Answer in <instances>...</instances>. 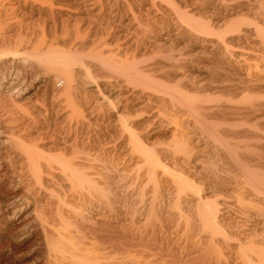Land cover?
I'll return each mask as SVG.
<instances>
[{"label":"bare ground","instance_id":"bare-ground-1","mask_svg":"<svg viewBox=\"0 0 264 264\" xmlns=\"http://www.w3.org/2000/svg\"><path fill=\"white\" fill-rule=\"evenodd\" d=\"M0 66V264H264V0H0Z\"/></svg>","mask_w":264,"mask_h":264},{"label":"rangeland","instance_id":"rangeland-1","mask_svg":"<svg viewBox=\"0 0 264 264\" xmlns=\"http://www.w3.org/2000/svg\"><path fill=\"white\" fill-rule=\"evenodd\" d=\"M176 2H179V0H176ZM111 30V31H110ZM117 30V31H116ZM120 30V31H119ZM108 31H110V32H117V33H122V35H120V39H119V41H118V43H116L115 42V44H113L114 45V47H117L118 45V47H120L121 46V48H120V50L122 49H124V43L126 42V39L128 38L129 39V37H130V35H127L126 34V32H123L124 31V29H123V27L122 26H114V28H111V29H109ZM107 33L108 32H105L104 34H102L101 36H104L105 38H107V40L105 39V41H107V43L109 42H112V41H110V38H111V36L110 37H107L106 35H107ZM120 33V34H121ZM125 34V35H124ZM179 35H181V34H179ZM178 35V38H181V36H179ZM121 36H122V38H121ZM127 37V38H126ZM181 40V39H180ZM74 41V40H73ZM113 45H112V47H113ZM199 47L200 46H197V48H196V46H194V47H192L194 50H195V48H196V50L198 49L199 50ZM239 50H240V48H238ZM123 53H124V51H123ZM195 59V58H194ZM188 60V61H187ZM151 61V60H150ZM189 61H190V63H191V65H193V64H195L194 62H193V57H188V58H186L185 57V59L184 58H182L181 59V63H185V64H190L189 63ZM206 62H208V61H206ZM204 63V64H207V63ZM203 63V62H202ZM78 65H76V67H77ZM194 66V65H193ZM200 65H196V66H194L193 68H194V71H196V72H199V71H202V72H206V69H204V68H208L206 65L204 66V68H202L201 69V67H203V66H201L200 68H197V67H199ZM0 67H2L3 69L5 68L4 66H0ZM196 67V68H195ZM210 67H212L211 65H210ZM112 68V69H111ZM110 69L111 70H109V72H112V73H109L110 74V76L108 77V80L110 81V79H111V83L113 84L114 83V85L117 87L116 88V90L117 91H115V93H119L118 91H119V89H120V87L121 86H123L124 85V87L125 86H127L128 84H130V81H128L127 80V76L125 75V74H127V70H125L126 68H124V67H119L118 69L117 68H114V67H111ZM124 69V70H121V69ZM195 69H197V70H195ZM201 69V70H200ZM1 70V69H0ZM4 70H6V69H4ZM3 70V71H4ZM25 70H26V72L27 73H30V71H31V69H30V67L28 66L27 67V65H26V67H25ZM205 70V71H204ZM207 70H209V69H207ZM7 71V70H6ZM6 71H4V73L6 72ZM77 71H78V73H77ZM81 71V69L79 68L78 69V67L76 68V76L74 77V89H73V91H75V92H73L72 93V95L74 94V96H72L73 98H75L76 100H84V94H86L85 92H89V93H87V94H89V96L90 97H94V98H92V100L94 101V99L97 101V100H99V102L101 101V98H100V95H99V89H97V87H96V84H93L92 82H89V83H92V84H88V82H87V80L88 81H90V79L89 78H87L85 75H83V74H81L82 75V77L80 78V77H78L77 78V76H79V72ZM123 71H125V72H123ZM127 71V72H126ZM81 73V72H80ZM78 74V75H77ZM129 74V73H128ZM30 75H31V73H30ZM2 76V77H1ZM1 76H0V93L2 94V95H4L5 97H7V99H9L10 97H12V98H14V99H17L18 98V93H16L15 95L14 94H10V92H9V90H10V87L8 86V84H7V80L8 81H11L12 79L14 80V76L12 77V76H9V75H6V79L4 78L3 79V75L1 74ZM53 77H46L45 79H47V87L44 89H42L40 92H39V94H34V91L31 93H29V97H30V95H31V99L32 100H37V101H40V102H42L43 100H53L55 97H53L52 95H51V90L52 89H55V90H62L60 93H59V96L58 97H56L55 99H57V100H62V101H64L65 99H66V97H65V94H64V92H63V90H64V88H65V86H66V79H64V77L62 76H55L54 77V75H52ZM83 76H84V78H83ZM111 77V78H110ZM117 77V78H116ZM49 78V79H48ZM86 78H87V80H86ZM128 79H130L129 78V75H128ZM191 79V80H190ZM190 81H192L193 83H195L194 81H197L198 80V78H197V80H196V78H192V77H190ZM5 80V81H4ZM57 80V81H56ZM194 80V81H193ZM82 81L84 82V83H86V84H80V83H82ZM109 81H107L106 80V82H109ZM125 81V82H124ZM189 81V82H190ZM191 82V83H192ZM127 83V84H126ZM88 84V85H87ZM119 84H120V86H119ZM76 85V86H75ZM102 85V84H101ZM101 85H100V87H101ZM86 86V87H85ZM88 86V87H87ZM133 85H131V87H132ZM9 87V88H8ZM81 87H83V88H81ZM89 88V89H88ZM119 88V89H118ZM96 89V90H95ZM86 90V91H85ZM85 91V92H84ZM106 91V90H105ZM93 92V93H92ZM91 93V94H90ZM10 94V95H9ZM86 94V95H87ZM108 94V93H107ZM83 95V96H82ZM88 96V98H90ZM99 98H98V97ZM82 97V98H81ZM11 98V99H12ZM65 98V99H64ZM78 98V99H77ZM98 98V99H97ZM124 99H125V97H123ZM91 99V98H90ZM123 99V100H124ZM78 100V101H79ZM101 102H103V101H101ZM122 104L124 103V102H121ZM107 103H105L104 104V109H105V111L107 110V108H108V112L113 116V119H115V112L112 110V108H110V107H108L107 105H106ZM120 105V104H118V109H120V108H122V106H124V104L123 105ZM106 111V112H107ZM116 121V122H115ZM114 121V125L116 124L117 125V120H115ZM165 131H167L166 132V136L167 137H170V132H171V130H170V128L169 129H166ZM168 134V135H167ZM169 139V138H168ZM170 140V139H169ZM206 152L207 151H209V149L207 150V149H204ZM203 150V152H205ZM205 152V153H206ZM208 153V152H207ZM206 153V154H207ZM199 155V154H198ZM14 242H16V244H18L19 243V240H18V238L17 237H13V243ZM9 253V243H8V241L7 240H4L1 244H0V259L1 260H3L4 262L3 263H6V262H8L9 260H10V258H13L12 260H15L14 259V257H12V256H10V255H7ZM9 256H10V258H9ZM18 262H20L19 260H17Z\"/></svg>","mask_w":264,"mask_h":264}]
</instances>
